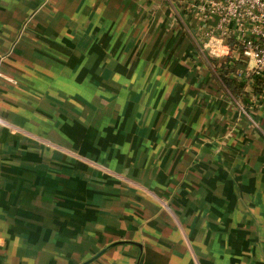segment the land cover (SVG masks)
Listing matches in <instances>:
<instances>
[{
	"label": "crops",
	"instance_id": "1",
	"mask_svg": "<svg viewBox=\"0 0 264 264\" xmlns=\"http://www.w3.org/2000/svg\"><path fill=\"white\" fill-rule=\"evenodd\" d=\"M213 1L0 0V264H264V85L207 60Z\"/></svg>",
	"mask_w": 264,
	"mask_h": 264
},
{
	"label": "built area",
	"instance_id": "2",
	"mask_svg": "<svg viewBox=\"0 0 264 264\" xmlns=\"http://www.w3.org/2000/svg\"><path fill=\"white\" fill-rule=\"evenodd\" d=\"M211 5L218 21L209 36V50L222 57L236 52L252 64L237 77L250 74L264 85V0H218Z\"/></svg>",
	"mask_w": 264,
	"mask_h": 264
},
{
	"label": "rangeland",
	"instance_id": "3",
	"mask_svg": "<svg viewBox=\"0 0 264 264\" xmlns=\"http://www.w3.org/2000/svg\"><path fill=\"white\" fill-rule=\"evenodd\" d=\"M21 2H22V4H24L23 6H22V12H21V17H20V22H25L26 20L25 19H27V16H28V14H30L31 13V11H32V9H33V7H28L27 6V4L24 2V0H21ZM37 2H39V1H37ZM36 2V3H37ZM8 4H10V3H8ZM35 4V3H34ZM33 4V5H34ZM25 20V21H24ZM21 23V24H22ZM29 22H25V24H24V26H23V30L25 29L26 30V28H27V24H28ZM8 25L11 27L10 29L12 30L13 29V25H14V29H15V32H16V27H17V18H12V20L10 21V22H8ZM26 25V26H25ZM22 30V31H23ZM6 35V34H5ZM10 36L12 37L13 36V33H10ZM206 41V40H205ZM118 44H119V42H118ZM202 48V47H201ZM202 50L203 51H206L204 48H202ZM108 51L107 50H105V52L104 53H107ZM206 52H208V53H205V55H206V57H207V60L208 61H210V63H211V65L213 66V68L215 69V70H217L218 71V68H219V65L223 62L222 61V59H219L220 57H222V56H220V55H214L213 53H211V51H206ZM124 54H127V52H124ZM132 55V54H131ZM133 55L135 56V51L133 50ZM102 56H103V54H102ZM103 57H108V53L107 54H105ZM106 58H103L102 60H105ZM124 68H126L125 66H123ZM128 67V69H127V72H135L137 69H138V67L139 66H137V65H128L127 66ZM122 69L121 70V72L123 71V72H125L126 70L125 69ZM110 69H111V67L108 65V64H100V65H98V66H93V65H89V64H86L85 65V71L89 74V77L91 78V73H100L101 74V78L103 79V75L104 74H106V73H109V71H110ZM122 72V73H123ZM3 73H2V71L0 72V77H3ZM91 81V80H90ZM89 83H93L92 81L91 82H89ZM95 84H97L98 86H100V88H103L104 90H106V91H108V92H111V93H116V92H119V88H123L124 87V81H104V80H96L95 81ZM97 85H96V87H97ZM99 88V89H100ZM101 101H102V103H108V99H106V98H103V97H101ZM125 101H127V107L128 106H130V105H132V106H134L135 104H137V103H139V98H137V97H133V96H130V97H127L126 99H125ZM124 101V102H125ZM114 115V116H113ZM113 117H112V120H114V121H116V120H123V121H127V120H132L133 118H132V116H131V113H125V112H123V113H117V112H115V113H113ZM71 148H70V150H69V153H70V156H75V155H77V153L75 152V151H77L76 149V146H70ZM97 147V146H96ZM79 148H83L84 149V151L86 150V151H93V149H92V146L91 145H88V146H84V147H79ZM73 154H75V155H73ZM83 156V155H82ZM87 157V156H86ZM74 158H76V159H74V160H69V162H68V168H70V170H76L78 167H81V168H83V166H84V168H86V169H88V165L87 164H94V165H96L97 166V168L98 169H100V170H104L105 172H103V174L104 173H106V172H108V170H106V169H104V168H101L102 166H100V165H102V163H99V162H97V161H88L89 160V158H88V160H81V158H78V157H74ZM3 163V161L1 162V164ZM56 163H58L59 165H60V162H54V169L55 168H60V166H56ZM95 163H97V164H95ZM5 164H9V165H11L12 164V162H5ZM85 164V165H84ZM98 166H100V167H98ZM105 167V166H104ZM105 176H106V174H105ZM103 180H108L106 177H103L102 178ZM108 183V182H107Z\"/></svg>",
	"mask_w": 264,
	"mask_h": 264
},
{
	"label": "trees",
	"instance_id": "4",
	"mask_svg": "<svg viewBox=\"0 0 264 264\" xmlns=\"http://www.w3.org/2000/svg\"><path fill=\"white\" fill-rule=\"evenodd\" d=\"M231 44V43H230ZM237 67H232V68H230V69H227V68H224L223 66L220 68V79H221V81H222V83L227 87V88H229V89H232V90H234V85L232 86V83H233V81L231 80V79H229L228 78V73H229V71H233V70H235ZM258 85H260L261 84V81H258L257 80V82H256ZM262 86V85H261ZM260 86V87H261Z\"/></svg>",
	"mask_w": 264,
	"mask_h": 264
},
{
	"label": "water",
	"instance_id": "5",
	"mask_svg": "<svg viewBox=\"0 0 264 264\" xmlns=\"http://www.w3.org/2000/svg\"><path fill=\"white\" fill-rule=\"evenodd\" d=\"M121 241H116V242H113V243H110V244H108L105 248H103L100 252H98L96 255H99V254H101V252H103L105 249H107V248H109L110 246H113V245H115V244H117V243H120ZM95 257V256H94ZM94 257H92V258H90V259H93ZM88 261H90V260H87V261H85V262H83V263H81V264H86Z\"/></svg>",
	"mask_w": 264,
	"mask_h": 264
}]
</instances>
